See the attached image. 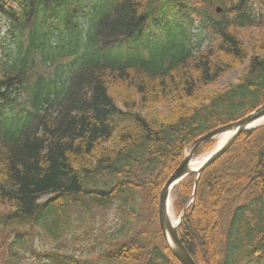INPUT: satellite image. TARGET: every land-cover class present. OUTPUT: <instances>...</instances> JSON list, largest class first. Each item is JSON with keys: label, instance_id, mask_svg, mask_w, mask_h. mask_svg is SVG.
I'll use <instances>...</instances> for the list:
<instances>
[{"label": "trees", "instance_id": "16d2710c", "mask_svg": "<svg viewBox=\"0 0 264 264\" xmlns=\"http://www.w3.org/2000/svg\"><path fill=\"white\" fill-rule=\"evenodd\" d=\"M1 16L0 264H182L160 193L264 104V0H0V34ZM185 208L199 264H264V125L176 187ZM97 213L114 231L72 251Z\"/></svg>", "mask_w": 264, "mask_h": 264}, {"label": "water", "instance_id": "95a60500", "mask_svg": "<svg viewBox=\"0 0 264 264\" xmlns=\"http://www.w3.org/2000/svg\"><path fill=\"white\" fill-rule=\"evenodd\" d=\"M219 11V10H218ZM264 119V104L256 109L254 112L250 113L246 117L242 118L239 121H236L228 126L222 127L215 131L208 133L207 135L199 138L191 152L186 155L184 161L181 165L173 172L165 183L159 200V223L163 235L173 253V255L182 263V264H198L192 254L187 250L183 244L179 228L184 222V215L186 209L182 212L179 221L174 225L170 213H169V203L170 197L172 195V190L186 177L191 174H197L198 176L212 163H214L218 158H220L235 142L237 137L242 134L244 131L250 130L254 127L255 124ZM231 132L232 136L230 139L221 147H218L205 161V163L200 167L199 170L194 171L191 169V160L195 156L198 149L206 142L219 137L220 135ZM264 219V214H263Z\"/></svg>", "mask_w": 264, "mask_h": 264}, {"label": "rangeland", "instance_id": "374dc122", "mask_svg": "<svg viewBox=\"0 0 264 264\" xmlns=\"http://www.w3.org/2000/svg\"><path fill=\"white\" fill-rule=\"evenodd\" d=\"M194 33L197 34L200 30L199 28H194ZM203 36H205V34L203 33ZM57 39L56 37L53 39V43L56 42ZM198 41V38H194L193 40V44L195 45ZM210 42L209 39H206L204 41L203 44V49L208 45V43ZM71 60V58L66 59V67H69V61ZM75 65L71 64V67H74ZM242 69H236L234 71H231L229 73H227L219 82V87H225L227 86L230 82H236L237 78L240 76ZM210 151L200 155L198 158L195 159H200L206 155H209ZM172 213L174 215L175 218L178 219V215H176V213L173 210L172 207ZM116 216L115 215H111L108 217H104V214H100L97 213V215L94 216V218L92 217L90 219V224L86 225V226H82L81 230L79 231V233L82 234V240L81 243L77 242L76 245L72 246L71 249L72 251H78L79 248H81V246L84 245V243L88 240V239H92L95 240L96 237L98 236V234H100L102 231H107V232H113L114 231V225L116 224ZM89 231L90 235H85V232ZM23 264H33V260L30 259L28 256L27 258H24L23 260Z\"/></svg>", "mask_w": 264, "mask_h": 264}, {"label": "bare ground", "instance_id": "6f19581e", "mask_svg": "<svg viewBox=\"0 0 264 264\" xmlns=\"http://www.w3.org/2000/svg\"><path fill=\"white\" fill-rule=\"evenodd\" d=\"M264 124V119L261 120L260 122H258L256 124V126H259V125H262ZM232 136V133L231 132H226L222 135H220L218 137V147H221L223 146L229 139L230 137ZM217 147V148H218ZM209 155H206L200 159H193L192 162H191V169L194 170V171H197L200 169V167L205 163V161L208 159ZM173 191V190H172ZM169 213H170V217L174 223V225H176L178 223V219L174 217L173 213H172V196L170 197V203H169Z\"/></svg>", "mask_w": 264, "mask_h": 264}]
</instances>
